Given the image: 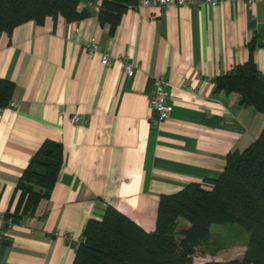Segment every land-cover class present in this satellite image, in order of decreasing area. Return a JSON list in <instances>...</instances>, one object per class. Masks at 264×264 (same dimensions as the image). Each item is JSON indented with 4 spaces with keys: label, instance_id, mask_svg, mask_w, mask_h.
<instances>
[{
    "label": "crops",
    "instance_id": "obj_1",
    "mask_svg": "<svg viewBox=\"0 0 264 264\" xmlns=\"http://www.w3.org/2000/svg\"><path fill=\"white\" fill-rule=\"evenodd\" d=\"M102 2L80 0L90 16L79 22L49 17L0 36V78L16 84L17 104L0 110V212L14 213L16 188L46 140L62 143L65 155L35 214L0 222V264H73L88 221L108 206L153 233L162 195L218 179L227 157L264 126V114L238 94L215 90L217 77L248 61L254 38L264 75V0L133 7L113 34L98 21ZM91 42L127 57L135 75L87 56ZM160 78L173 110L154 128L150 94ZM75 115L86 122L74 124Z\"/></svg>",
    "mask_w": 264,
    "mask_h": 264
},
{
    "label": "trees",
    "instance_id": "obj_2",
    "mask_svg": "<svg viewBox=\"0 0 264 264\" xmlns=\"http://www.w3.org/2000/svg\"><path fill=\"white\" fill-rule=\"evenodd\" d=\"M139 2L103 0L100 25L109 26L113 34ZM79 5L80 0H0V36H11L28 22L43 25L49 17L79 22L90 16L87 10L80 12ZM257 47L254 38L248 61L217 77L215 90L236 93L242 105L264 114V75L254 60ZM15 90L12 80L0 78V110L11 106ZM64 160L62 143L46 140L41 145L20 179L16 208L5 214L6 221L16 224L35 214L41 200L50 198ZM183 221L189 224L187 229L180 228ZM226 224L250 232L242 264H264V126L247 148L227 157L218 179L191 182L176 194L162 195L153 233L108 206L101 219L88 221L73 264H196V254L212 238V226Z\"/></svg>",
    "mask_w": 264,
    "mask_h": 264
},
{
    "label": "built area",
    "instance_id": "obj_3",
    "mask_svg": "<svg viewBox=\"0 0 264 264\" xmlns=\"http://www.w3.org/2000/svg\"><path fill=\"white\" fill-rule=\"evenodd\" d=\"M224 0H143L139 2L137 7H153L159 6L162 8H170V7H193L200 8L203 6H216L223 2ZM231 2H238L240 0H230ZM248 7L252 8L256 2V0H245ZM84 48L87 56L93 58L99 56L101 62L105 66H110L115 62V60L119 61L122 65L123 71L128 78H132L135 75L136 68L129 62L127 57L121 56L119 58L112 57L103 47L96 43H86L84 44ZM11 106H17L15 102L12 101ZM150 106L154 112V119L152 120V127L156 128L160 126L162 123L167 121L172 114V106L168 102V93L166 91V81L162 78L157 79L154 83L153 89L150 94ZM72 122L74 124H84L86 122L85 118L75 115L72 118ZM5 214L0 212V222L6 223L8 222L9 226H12L13 223L11 220H5ZM82 240V238H81ZM81 240L75 244V247L81 242Z\"/></svg>",
    "mask_w": 264,
    "mask_h": 264
},
{
    "label": "rangeland",
    "instance_id": "obj_4",
    "mask_svg": "<svg viewBox=\"0 0 264 264\" xmlns=\"http://www.w3.org/2000/svg\"><path fill=\"white\" fill-rule=\"evenodd\" d=\"M211 232V240L196 254L195 263L242 264L250 232L237 224L214 225Z\"/></svg>",
    "mask_w": 264,
    "mask_h": 264
}]
</instances>
